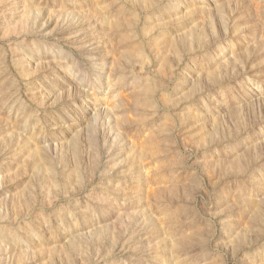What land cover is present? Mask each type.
<instances>
[{"label":"rangeland","instance_id":"374dc122","mask_svg":"<svg viewBox=\"0 0 264 264\" xmlns=\"http://www.w3.org/2000/svg\"><path fill=\"white\" fill-rule=\"evenodd\" d=\"M0 264H264V0H0Z\"/></svg>","mask_w":264,"mask_h":264}]
</instances>
